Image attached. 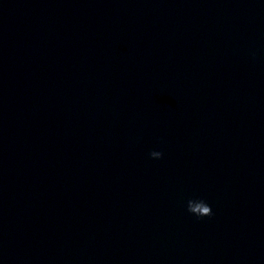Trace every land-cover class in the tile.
Segmentation results:
<instances>
[{"label": "clouds", "instance_id": "9594fccd", "mask_svg": "<svg viewBox=\"0 0 264 264\" xmlns=\"http://www.w3.org/2000/svg\"><path fill=\"white\" fill-rule=\"evenodd\" d=\"M149 155L153 159H160L163 153L160 151H152ZM187 211L197 218L211 216L213 214L211 206L202 199H189L187 201Z\"/></svg>", "mask_w": 264, "mask_h": 264}]
</instances>
